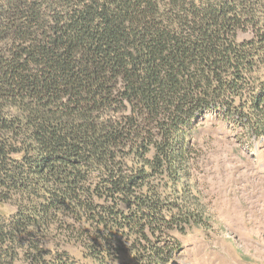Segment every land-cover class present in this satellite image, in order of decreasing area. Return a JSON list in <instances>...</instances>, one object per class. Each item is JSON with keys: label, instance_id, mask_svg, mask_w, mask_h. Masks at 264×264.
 <instances>
[{"label": "trees", "instance_id": "obj_1", "mask_svg": "<svg viewBox=\"0 0 264 264\" xmlns=\"http://www.w3.org/2000/svg\"><path fill=\"white\" fill-rule=\"evenodd\" d=\"M205 113L264 139V0H0V264L167 263Z\"/></svg>", "mask_w": 264, "mask_h": 264}, {"label": "rangeland", "instance_id": "obj_2", "mask_svg": "<svg viewBox=\"0 0 264 264\" xmlns=\"http://www.w3.org/2000/svg\"><path fill=\"white\" fill-rule=\"evenodd\" d=\"M197 124L193 191L210 220L175 231L165 264H264V139L214 113Z\"/></svg>", "mask_w": 264, "mask_h": 264}]
</instances>
